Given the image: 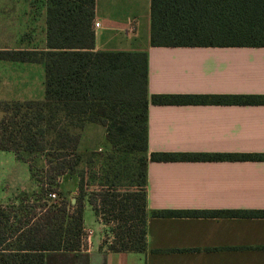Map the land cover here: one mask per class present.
I'll return each mask as SVG.
<instances>
[{
  "label": "trees",
  "instance_id": "1",
  "mask_svg": "<svg viewBox=\"0 0 264 264\" xmlns=\"http://www.w3.org/2000/svg\"><path fill=\"white\" fill-rule=\"evenodd\" d=\"M95 0H48L46 50H0V60L45 65L40 100L0 101V151L27 163L37 187L0 203V264H45L80 251L84 212L113 215L116 252L147 250L150 161L263 159L256 155L148 152V106L253 104L260 95L148 94L147 51H95ZM153 47H264V0H151ZM103 149L81 152L88 124ZM97 167V168H96ZM78 179L75 202L62 181ZM91 180L99 181L90 191ZM122 188V189H120ZM55 195V197H52ZM153 217H264V211L163 210ZM105 221L109 222L108 218Z\"/></svg>",
  "mask_w": 264,
  "mask_h": 264
},
{
  "label": "crops",
  "instance_id": "2",
  "mask_svg": "<svg viewBox=\"0 0 264 264\" xmlns=\"http://www.w3.org/2000/svg\"><path fill=\"white\" fill-rule=\"evenodd\" d=\"M95 1V51H147L149 97L264 96V47H153L151 0ZM47 12L48 0H0V50H46ZM44 94L43 63L0 60V101L40 100ZM148 152L263 159L150 161L145 252H116L103 246L99 219L87 204L84 225L93 232L90 248L46 252L45 264H264V217L151 214L264 211V100L253 104L150 102ZM27 167L29 171L13 152L0 151V203H8L15 193L36 189L30 171L20 182L18 174ZM67 181L75 202L78 179L68 178L62 184Z\"/></svg>",
  "mask_w": 264,
  "mask_h": 264
},
{
  "label": "rangeland",
  "instance_id": "3",
  "mask_svg": "<svg viewBox=\"0 0 264 264\" xmlns=\"http://www.w3.org/2000/svg\"><path fill=\"white\" fill-rule=\"evenodd\" d=\"M28 1H33L35 2V0H28ZM14 44V43H13ZM106 135V133H105ZM105 135H104V128L101 125L98 124H94L91 123L90 127L88 130H86V132L83 133L82 138H81V142H80V146L79 149L81 152H84L86 154V152H90L89 150H91L93 147H96V145L101 146V149H103V151H107V147L105 145ZM97 168V167H96ZM28 167L27 170H25L24 173H19V178H20V182H24L26 181V179L28 178ZM99 184V181L97 180H91V185L89 186V190L90 191H97L98 188L95 185ZM63 188L67 191H69L71 187V184L68 183V181L66 182L65 185H63ZM122 189V188H120ZM16 194V193H15ZM15 194L11 197V199L15 196ZM105 218H108L109 222L105 221ZM87 222H89V217L87 216ZM100 223V230H101V234L103 236V241L104 240H109V241H114L115 239V234L113 233V228L116 226V221L115 218L113 217V215L106 213V214H101V219L99 220ZM93 229L95 230V236H98V232L96 227Z\"/></svg>",
  "mask_w": 264,
  "mask_h": 264
},
{
  "label": "built area",
  "instance_id": "4",
  "mask_svg": "<svg viewBox=\"0 0 264 264\" xmlns=\"http://www.w3.org/2000/svg\"><path fill=\"white\" fill-rule=\"evenodd\" d=\"M96 27H99L100 24L98 22L95 23ZM52 197H55V195H52ZM92 230H85V236L83 238V249H89L91 245V236H92Z\"/></svg>",
  "mask_w": 264,
  "mask_h": 264
}]
</instances>
